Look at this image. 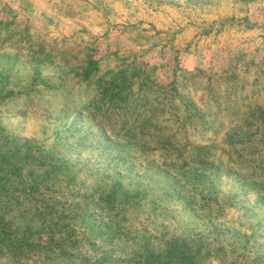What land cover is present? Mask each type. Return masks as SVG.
Instances as JSON below:
<instances>
[{"label":"rangeland","instance_id":"obj_1","mask_svg":"<svg viewBox=\"0 0 264 264\" xmlns=\"http://www.w3.org/2000/svg\"><path fill=\"white\" fill-rule=\"evenodd\" d=\"M181 256L264 264V0H0V264Z\"/></svg>","mask_w":264,"mask_h":264},{"label":"trees","instance_id":"obj_2","mask_svg":"<svg viewBox=\"0 0 264 264\" xmlns=\"http://www.w3.org/2000/svg\"><path fill=\"white\" fill-rule=\"evenodd\" d=\"M30 245V242H22V240L16 241L12 246H11V254L15 257H20L22 255V251L20 250L22 246ZM171 264H187L186 260L183 256H181L179 259L173 258Z\"/></svg>","mask_w":264,"mask_h":264}]
</instances>
